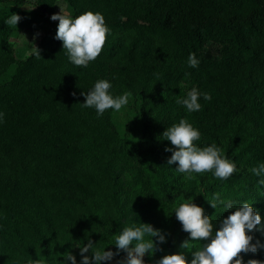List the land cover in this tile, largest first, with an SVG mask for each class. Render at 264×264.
Masks as SVG:
<instances>
[{
	"label": "trees",
	"instance_id": "obj_1",
	"mask_svg": "<svg viewBox=\"0 0 264 264\" xmlns=\"http://www.w3.org/2000/svg\"><path fill=\"white\" fill-rule=\"evenodd\" d=\"M58 1L75 7L73 18L86 11L100 12L110 29L107 35L141 25L146 34L131 40L128 52L142 61V69H146L149 55L156 53V38L175 41L172 64L176 68H181L183 58L195 52L206 38L218 36L230 43L237 57L229 58L226 64L217 62L214 78L201 79L203 93H209L211 100L201 104L197 112L185 108L176 123L181 118H205L196 123L201 133L197 145L215 143L235 165L247 168L227 180L215 177L212 184L204 185L202 197L207 195V199L202 208L212 223H218L225 211L223 205L213 209L207 203L219 185L223 186L224 198L235 203L252 199L251 206L257 207L264 218V185L259 183L264 175L258 177L250 171L264 164V0H220L232 7L226 18L199 17L204 0H33L45 15L53 14ZM25 2L0 0V4L14 7ZM184 12L196 22H173L175 14ZM9 17L0 12V76L10 66H16L10 81L0 87V113L4 114L0 120V264H25L39 254L47 264H57L63 256L56 254L64 252H71L80 264L77 250L66 243L70 235L83 244L92 239L94 247L100 248L96 242L100 228L110 227L118 234L135 223L133 208L120 198L125 187L122 141L110 124L99 121L94 108L81 106V92L87 93L97 80L104 79V60L111 58L117 48L102 50L93 75L79 73L57 39L53 46L38 47L42 59L31 52L18 60L9 42ZM254 35L261 38L257 48L252 46ZM60 62L65 69L59 70ZM161 71V80L167 87L168 69ZM174 102L164 100L160 105H151L145 114H152L155 107L163 113ZM241 111L258 126L259 139L236 148L243 131L240 126L220 146L228 119ZM159 183L162 206L167 209L165 185ZM97 199L103 206L100 216L93 214ZM252 235L253 243L257 239L264 243L259 232ZM241 255L245 264L250 257L262 260L264 249Z\"/></svg>",
	"mask_w": 264,
	"mask_h": 264
},
{
	"label": "rangeland",
	"instance_id": "obj_2",
	"mask_svg": "<svg viewBox=\"0 0 264 264\" xmlns=\"http://www.w3.org/2000/svg\"><path fill=\"white\" fill-rule=\"evenodd\" d=\"M204 4L205 6L198 13L201 18L210 17V15L226 18L232 8L220 0H204ZM60 8L73 17L75 12L73 5L58 1L54 6L53 14L59 13ZM0 12L9 16L15 13L22 17L16 28L11 26L9 36V42L18 60H22L33 52V46L38 48L54 45L58 21L51 20V15L43 14L33 0H26L21 7L0 4ZM196 20L192 15L185 12L175 14L173 18L175 23L187 22L188 25H192ZM145 34L146 30L140 25L136 29H117L107 35L103 49L115 46L117 50L113 52L111 58L104 60V79L112 84L110 92L114 96L122 95L124 91H130L132 98L129 104L119 112L112 109L106 110L99 117V121L110 124L117 138L122 141L123 161L125 163L122 177L125 187L120 198L133 208L134 222L149 223L154 228L170 234L166 238L167 242L161 245L162 252H156L152 256L145 254V264H155V261L163 255L177 252L180 243L188 236L182 231V226L175 217L174 209L189 197L193 198L195 204L202 207V203L207 199V195L202 197L204 185L212 184L215 180L212 172L193 173L194 179H187L186 174L176 171V164L168 165L167 162L165 163L166 157L171 154V152H166L165 148L173 146L162 133L166 128L176 123L178 114L185 110L182 104L177 103V99L186 97L187 92L193 87L203 94L204 91L200 82L204 81L201 79L214 78L213 71L217 62L226 64L229 58H236L238 52H235L227 40L218 36L209 37L204 39L193 52L200 61L197 67L189 66L188 56L183 58V66L176 68L172 64V56L175 55L177 49L175 41L173 39L163 41L156 38L153 39L156 53L149 55L146 69H142V61L135 54H130L128 47L131 40L140 38ZM251 41L253 48H257L261 44V38L257 35H254ZM97 62L98 57L89 62L87 67H77V70L82 75H93L97 69ZM57 65L59 70L65 69V65L61 62ZM15 67V65L10 66L0 76V87L10 81ZM163 69H168L170 75L167 87L161 80V70ZM186 73H188L187 76ZM167 94H169L168 99H166ZM164 100H175V102L163 113H159L158 108L155 107L152 114H145L151 105H160ZM199 103H206L203 95L200 96ZM200 119L205 118L198 120ZM198 120H188V122L196 127ZM240 126L243 131L236 148L245 145L249 140L257 141L259 139L258 126L252 121V118L244 117V112L241 111L228 119L226 128L220 137V146H223ZM236 167L235 173L247 171L244 166L236 165ZM159 182L165 185L169 200L167 209L162 206L164 197L159 192L161 187ZM192 186L193 189H191ZM215 191L221 193V198H224L222 185L215 187ZM96 202L97 204L93 207V214L100 216L103 206L100 200L97 199ZM246 202L251 205L253 203L250 198ZM240 203L242 202L236 204L239 205ZM253 208L257 210V207ZM228 214L229 211H224L221 219L227 217ZM213 224L218 226V223ZM115 234V231L110 227L103 230L100 228L97 231L100 239L96 241L100 245V249L116 251L115 246L112 245ZM66 243L72 250H77L78 256H80L78 246H82L83 243L78 241L76 236L70 235ZM85 255H90V253ZM125 255L121 251L120 255L114 257L112 261L101 262V264L117 263ZM190 259L191 254L189 253L188 260L190 261ZM249 259L255 258L250 257Z\"/></svg>",
	"mask_w": 264,
	"mask_h": 264
},
{
	"label": "clouds",
	"instance_id": "obj_3",
	"mask_svg": "<svg viewBox=\"0 0 264 264\" xmlns=\"http://www.w3.org/2000/svg\"><path fill=\"white\" fill-rule=\"evenodd\" d=\"M21 19L22 17L13 13L6 23L16 28ZM50 19L58 21L54 38L62 42L69 61L75 66L87 67L89 62L94 61L102 52L110 29L100 12L86 11L73 18L70 13L60 8V12L51 15ZM32 51L35 56L41 58L39 48L33 46ZM199 63L195 54L190 53L189 66L195 68ZM111 88L112 84L108 80H97L90 91L81 92L84 96L81 106L94 108L97 117L102 116L108 109L121 111L129 104L132 93L124 91L122 95L114 96L110 92ZM201 95L205 101L211 100L209 93L201 94L193 87L186 97L177 99V103L182 104L188 112H197L202 108L199 103ZM3 115L0 113V120ZM162 135L173 146L165 148L166 152H171L167 164H176V171L186 174L187 179H194L193 173L212 172L214 177L227 180L237 171L235 163L230 161L215 143L205 147L197 145L201 133L185 118L166 128ZM250 171L258 177L264 175V164H259ZM259 183L264 185V179ZM207 203L213 209H216L218 204L223 205L229 214L222 218L217 226L212 223L211 216L205 214L204 208L193 202V198L189 197L179 203L174 209L175 217L180 222L182 231L188 236L180 243L177 252L163 255L155 264H245L242 253L254 254L259 249H264V243L259 239L253 243L252 233L259 232L264 236V220L250 203L245 201L237 205L231 199L221 198L219 192H214ZM168 235L170 234L154 228L149 223H133L114 235L112 245L116 251L96 248L92 239L78 246L80 264L109 262L119 256L121 251L126 255L118 260L117 264H145V254L152 256L156 252H162L161 245L167 242ZM86 253L90 255H85ZM56 255L63 256V260H57V264H77L76 257L71 252ZM25 264H47V259L39 254L36 259L28 258ZM246 264H264V260L249 259Z\"/></svg>",
	"mask_w": 264,
	"mask_h": 264
},
{
	"label": "water",
	"instance_id": "obj_4",
	"mask_svg": "<svg viewBox=\"0 0 264 264\" xmlns=\"http://www.w3.org/2000/svg\"><path fill=\"white\" fill-rule=\"evenodd\" d=\"M111 264H117V263H111Z\"/></svg>",
	"mask_w": 264,
	"mask_h": 264
}]
</instances>
